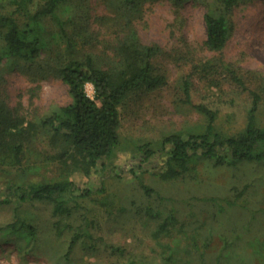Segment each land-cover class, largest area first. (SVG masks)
<instances>
[{"label":"rangeland","instance_id":"rangeland-1","mask_svg":"<svg viewBox=\"0 0 264 264\" xmlns=\"http://www.w3.org/2000/svg\"><path fill=\"white\" fill-rule=\"evenodd\" d=\"M121 6L120 0L65 1L59 11L70 20L68 38L53 37L56 24L46 20L51 42L39 62L13 57L0 64V102L26 125L70 104L69 86L49 66L60 54L109 60L118 42ZM210 12L227 13L233 25L222 52L206 44ZM134 26L144 45L160 48L155 63L167 84L133 93L121 106V143L113 166L98 167L89 176L73 171L56 159L45 128L33 129L21 163L0 162V200H12L0 205V264H262L264 162L217 167L203 161L177 179L160 174L170 148L163 146L167 136L206 131L208 119L195 105L216 111L217 129L225 135L246 129L252 96L232 80L226 65L262 94L264 126V0L243 2L229 12L220 0H141ZM86 90L95 96L93 84ZM148 149L155 154L147 159ZM66 179L74 182L63 198L73 208L70 215H55L50 200L21 201L13 195L19 183ZM141 182L155 193L148 195ZM22 222L32 229H22Z\"/></svg>","mask_w":264,"mask_h":264},{"label":"trees","instance_id":"trees-1","mask_svg":"<svg viewBox=\"0 0 264 264\" xmlns=\"http://www.w3.org/2000/svg\"><path fill=\"white\" fill-rule=\"evenodd\" d=\"M65 1L0 0V64L13 57L26 58L32 63L39 62L50 48L46 20L56 24L57 31L53 37L59 35L61 39L68 38L70 20L64 19L59 11ZM220 1L225 12H229L243 2L254 0ZM120 3L122 6L116 19L118 42L114 48L115 54L109 60L94 54L84 58L64 57L60 54L56 63L49 66L69 86L72 97L70 104L58 108L39 123L30 122L26 125L25 119L15 115L4 102H0V162L10 160L12 165L21 163L26 141L31 139L33 129L45 128L56 150V159L69 164L73 171L89 176L98 167L114 165L121 143V106L131 94L155 91L168 81L166 74L158 72L156 68L155 60L160 55V48L144 45L134 26V20L141 12V0H120ZM205 20L207 46L212 51H224L233 33L228 14L210 12L205 15ZM225 69L231 73L232 80L252 96L246 129L237 135H225L216 126L218 113L206 105H195L207 117V129L204 133H191L187 136L175 133L163 140L164 147L170 146L168 157L164 160V171L160 174L164 180L177 179L203 161H209L217 167L236 166L242 162H264V126L259 121L262 94L258 89L249 88L231 65H226ZM89 83L95 88L94 97L87 93L86 86ZM185 93L187 101L192 103L189 81L185 82ZM146 153L148 159L155 154V150L148 149ZM141 184L148 195L155 193L144 182ZM73 185L74 182L69 179L32 182L28 186L19 183L14 186L13 195L21 201L50 200L55 203V215H70L73 208L63 198ZM11 201L0 200V205ZM224 201L230 205L237 204L236 201ZM19 223L11 226V229H17ZM21 224L22 229H32L29 224ZM78 240V235L72 239L69 252ZM259 254L264 264V240ZM126 264L139 263L131 260Z\"/></svg>","mask_w":264,"mask_h":264}]
</instances>
